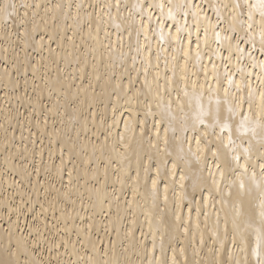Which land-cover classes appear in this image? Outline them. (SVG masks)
I'll use <instances>...</instances> for the list:
<instances>
[{"label":"bare ground","instance_id":"obj_1","mask_svg":"<svg viewBox=\"0 0 264 264\" xmlns=\"http://www.w3.org/2000/svg\"><path fill=\"white\" fill-rule=\"evenodd\" d=\"M264 0H0V264H264Z\"/></svg>","mask_w":264,"mask_h":264},{"label":"snow or ice","instance_id":"obj_2","mask_svg":"<svg viewBox=\"0 0 264 264\" xmlns=\"http://www.w3.org/2000/svg\"><path fill=\"white\" fill-rule=\"evenodd\" d=\"M262 7H264V4H262ZM3 9H0V11H2ZM262 15H264V12L261 13Z\"/></svg>","mask_w":264,"mask_h":264}]
</instances>
